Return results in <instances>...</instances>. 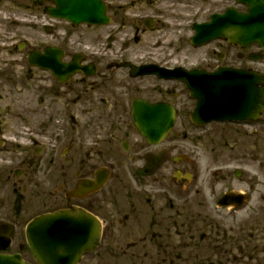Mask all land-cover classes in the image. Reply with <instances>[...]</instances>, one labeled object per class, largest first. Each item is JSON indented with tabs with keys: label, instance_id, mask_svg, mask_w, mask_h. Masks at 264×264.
Listing matches in <instances>:
<instances>
[{
	"label": "rangeland",
	"instance_id": "obj_1",
	"mask_svg": "<svg viewBox=\"0 0 264 264\" xmlns=\"http://www.w3.org/2000/svg\"><path fill=\"white\" fill-rule=\"evenodd\" d=\"M111 1L115 6L136 8L125 15L127 19L132 20L135 12L140 16L154 13L163 29L146 32L135 44L131 39L132 29L126 28L124 34L118 31L112 42L106 35L111 26L72 28L64 22L44 19L42 9L34 7L31 0H0V129L5 130L3 135L17 134L16 127L23 124L39 128L43 137L51 135V144L58 141L55 157L58 159L68 135L80 134L82 126L100 118L98 100L101 95L91 90L125 93L129 101L141 96L133 90H140L150 102H168L176 96L175 103L190 111L193 102L182 84L153 78L133 80L126 71L107 69V66L119 60L134 65H179L186 69L204 66L208 55L214 60V54L220 52L218 43L193 49L189 44L193 35L191 25L207 21L212 13L226 7H236L235 0ZM129 24L132 23L129 21ZM22 44L25 46L19 50ZM47 46L63 48L68 55L66 60L72 54L81 53L87 63L95 64L97 74L84 77V82L76 76L64 86L58 84L49 72L27 63L30 50L41 51ZM231 65L264 72V60L239 62L233 54ZM67 90L87 92L81 96L83 100L77 102ZM160 91L167 95H160ZM71 118L77 122L73 131L70 130ZM181 122V127L173 134L185 129L183 134L190 137V143H183L193 164L192 170H187L193 191L189 197L199 209L200 236L205 237L199 241L198 254L184 255L182 264H264V114L257 122L214 123L196 130L190 127L186 117ZM27 129L30 128L25 126L21 131L32 132ZM8 156L10 154L0 151V168ZM236 170L239 177L235 175ZM55 174L57 183L59 173ZM10 191H0L4 204L5 200L13 201ZM230 192L246 194L248 204L239 210L217 208V200ZM41 197L38 191L26 194L19 215L20 225L36 212L33 203Z\"/></svg>",
	"mask_w": 264,
	"mask_h": 264
},
{
	"label": "flooded vegetation",
	"instance_id": "obj_2",
	"mask_svg": "<svg viewBox=\"0 0 264 264\" xmlns=\"http://www.w3.org/2000/svg\"><path fill=\"white\" fill-rule=\"evenodd\" d=\"M106 2L112 22L106 34L108 41L114 42L118 31L124 34V29L129 28L133 31L132 42L138 44L146 32L163 29L154 13L140 16L135 12L131 20L125 15L135 7ZM237 9L246 11L243 7ZM216 43L220 52L214 54L215 59L208 55L205 65L198 68L213 71L219 66H232L233 54L240 62L245 54H250L249 50L257 49L253 46L240 50L222 41L211 45ZM80 59L82 64L87 63L82 54ZM79 77L84 82V77ZM91 91H99L101 95L100 118L82 126L80 134L68 135L58 159L55 158L58 141L51 144V135L43 137L39 128L23 124L16 127L17 134L11 137L3 135L5 130L0 129V151L10 154L0 168V191L10 189L13 198L11 203L5 200L6 204L0 200V255L18 256L27 264H36L26 245L25 223L41 214L77 207L95 216L101 228L94 251L83 254L77 264H182L184 255L198 254L199 241L205 239L200 236L199 209L190 199L193 191L187 170H192L193 164L183 148L190 137L183 134L185 129L173 134L189 111L175 103L176 96L168 102H150L140 90H133L141 96L129 101L125 93ZM86 92L67 90L77 102L83 100L81 96ZM159 94L167 95L161 91ZM134 99L162 102L172 108L175 123L161 143L152 144L136 130L130 109ZM70 122L73 131L77 122L73 118ZM25 126L32 132H22ZM97 172L105 178L98 191L85 193L78 199L66 197L79 181L93 180ZM33 191L42 197L33 203L36 212L20 225L22 202Z\"/></svg>",
	"mask_w": 264,
	"mask_h": 264
},
{
	"label": "water",
	"instance_id": "obj_3",
	"mask_svg": "<svg viewBox=\"0 0 264 264\" xmlns=\"http://www.w3.org/2000/svg\"><path fill=\"white\" fill-rule=\"evenodd\" d=\"M248 8L246 14L227 9L223 14L211 16L209 23L194 24L195 35L190 44L196 48L221 38L231 44L247 48L257 43L264 51V0H237ZM35 6H43L44 14L51 19L71 23L73 27L81 24L102 26L110 23L104 0H32ZM63 51L59 48H46L43 53L32 51L28 55L30 66L49 71L61 84L70 77L82 72L87 76L95 74L93 65L79 66V60L63 63ZM263 55L250 56L251 60H262ZM129 67L133 78L154 75L158 79L181 81L195 100L196 107L190 115L191 122L202 126L212 121L240 122L257 121L264 112V74L252 70L218 68L209 73L204 70L186 71L181 68L165 70L157 66ZM151 109V111H150ZM157 107L151 108L141 102L133 104V119L149 142L157 143L173 125V112H165L166 121L155 122ZM148 112H152L151 125L146 123ZM149 127V128H148ZM236 177L239 176L235 172ZM100 177V176H98ZM103 181L78 185L72 195L97 190ZM247 203L242 194L224 195L218 205L240 209ZM99 238V225L85 211L77 208L61 210L35 218L26 228V240L37 264H77L84 252H91ZM0 264H25L17 256H0Z\"/></svg>",
	"mask_w": 264,
	"mask_h": 264
},
{
	"label": "bare ground",
	"instance_id": "obj_4",
	"mask_svg": "<svg viewBox=\"0 0 264 264\" xmlns=\"http://www.w3.org/2000/svg\"><path fill=\"white\" fill-rule=\"evenodd\" d=\"M165 6L169 8V6H167V5H165Z\"/></svg>",
	"mask_w": 264,
	"mask_h": 264
}]
</instances>
